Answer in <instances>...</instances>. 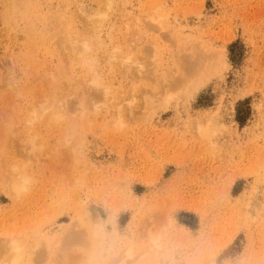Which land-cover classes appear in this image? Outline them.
<instances>
[{
    "label": "rangeland",
    "instance_id": "obj_1",
    "mask_svg": "<svg viewBox=\"0 0 264 264\" xmlns=\"http://www.w3.org/2000/svg\"><path fill=\"white\" fill-rule=\"evenodd\" d=\"M12 238L16 264H264V0H0Z\"/></svg>",
    "mask_w": 264,
    "mask_h": 264
},
{
    "label": "bare ground",
    "instance_id": "obj_2",
    "mask_svg": "<svg viewBox=\"0 0 264 264\" xmlns=\"http://www.w3.org/2000/svg\"><path fill=\"white\" fill-rule=\"evenodd\" d=\"M71 47H72L73 52L75 54L74 55V60L76 62L82 64V65H85L86 64V61H88V59L86 57L87 51L90 49V44H89L88 40H85L84 39L81 44H79L78 41L74 40V42L71 44ZM188 57H190V56H188ZM188 62H189V65H187L188 68L187 67L186 68L189 70V73H190L189 75H191V74H193L195 72H199L200 70H203L202 71L203 73H204L205 70H208V69L211 71V63L209 61V58L206 55L197 54V55H195L192 58L190 57V60H188ZM186 63L187 62H185V64ZM221 64L224 66V60L222 58H221ZM145 73H148V75H146V79L147 80L154 81V78H152V76L149 74V70L148 69L145 71ZM201 73L199 72L198 74H201ZM87 83H88V88L91 89V91H94L96 94L98 92H101L102 90L105 93H106V91L109 92V90H110V88H108L107 86L102 85V83L100 82V79H99L98 75H96V74H91V75L89 74V78H88V82ZM145 91H147V90H145ZM158 94H160V93H158ZM76 97H77V95L74 94L73 103L71 102L72 103V108H73V110H72L73 113H77L80 108L82 109V103H84L81 100H77ZM103 100H104V98L102 96L96 97L91 102V104H95L97 101H103ZM62 102H63V100L61 102H59V103L61 104ZM128 106H131V105H128ZM46 109H48V108H46ZM46 109L43 110V111H46ZM130 111L132 112L131 109H130ZM50 115L51 116H50L49 120L51 122H58L63 117V115L59 111H52ZM22 141H25V140H22ZM26 141H28L31 145H29L27 142H26V144H25V142H23L24 143L23 147H26V145H29V148H30L29 151L34 154V152L37 151V149H38L39 146L36 143H34L33 139L27 138ZM39 149H41V147H39ZM39 149H38V151H39ZM16 176L17 175H15L13 177L14 179H12V188H13V191H15L18 194L19 192H21V191L24 190L23 188H24L25 183L21 179L20 176H18V177H16ZM80 217H82V215H80ZM78 221L80 223L81 220L78 219ZM72 237L79 238V236H72ZM6 241L3 240L2 243H0V251L2 250V253L0 254V256H1L0 259H1L2 262L0 261V263L1 264L2 263L3 264H16L17 262L19 263V261L21 260V257H22V254L19 253L20 244L14 238L9 239V240H6ZM5 242L8 243L9 245L6 244ZM34 244L36 245V250H37V248L41 247L43 244L44 245L45 244L48 245V242L47 241H41V240L38 239V241L36 240ZM5 245L6 246L8 245L10 247H8V246L6 247ZM7 249H9V250L10 249L11 250H14L15 249L16 252L10 253L9 250H7ZM41 249H43V248L41 247ZM5 250H7L8 252L5 251ZM37 251H38V253H37V255H38L40 251L39 250H37ZM3 253H6V254H3ZM3 255H4V258H2ZM6 255H8L9 260H11V261L8 260V258L6 257ZM127 255L129 257H131L132 256V253L131 252H128ZM3 260H4L5 263L3 262Z\"/></svg>",
    "mask_w": 264,
    "mask_h": 264
}]
</instances>
